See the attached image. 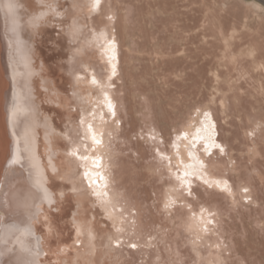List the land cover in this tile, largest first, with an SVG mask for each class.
I'll return each mask as SVG.
<instances>
[{
	"label": "bare ground",
	"instance_id": "bare-ground-1",
	"mask_svg": "<svg viewBox=\"0 0 264 264\" xmlns=\"http://www.w3.org/2000/svg\"><path fill=\"white\" fill-rule=\"evenodd\" d=\"M102 1L108 6L107 12L103 3L101 6ZM110 1L100 0L95 8L93 0L69 1L77 10L72 14L70 4L67 5L69 2L65 0H0V264H22L33 259L35 264H119L124 258L118 248L121 238L138 235L132 221L134 216L122 203L121 190L113 185L117 181L112 176L117 148L113 147L112 137L119 132V122L122 121L118 117L119 104L122 103L115 96L118 90L113 89L116 85L113 78L117 75L118 80L121 78L120 40L123 36L120 37L118 31L112 32L118 28L119 12ZM241 1L245 4L246 13L252 12L258 19L259 26L252 28L249 16H245L241 28L252 37L245 48L236 52L235 41L241 33L240 24L232 21L233 26L228 33L227 27L216 17L219 33L225 42L224 56H230L231 61L244 56L250 58L258 74H264V0ZM112 2L114 4V0ZM9 3L14 5L11 12L6 7ZM44 4H52L54 10H49ZM66 5L68 9L64 10ZM41 13H44L43 17L33 26L34 18L40 17ZM70 16H74V20ZM52 21H58L62 31L69 24V38L79 40L72 52L66 51L69 44L62 31L46 24ZM94 59L102 64L99 67L103 73L95 66ZM66 68L70 70L71 77L65 74ZM220 73H216L217 78ZM70 83L72 88H68ZM258 87L264 93V81H260ZM70 90L74 93L70 94ZM226 98L225 93L220 104L223 114L227 108ZM205 104L196 111V116H189L182 123L183 128L189 124L186 129L191 136L179 135L175 141L178 149L181 138L185 150L176 149L182 172L171 171L175 181L168 183L172 187L166 202L168 206L179 201L188 202L178 196L183 194L185 185L190 190L195 178L214 189H223L235 198L236 190L231 191L230 180L209 172L211 167L222 169L216 163L219 166L224 164V167L227 164L223 160L225 156L216 163L207 158L215 146L225 147L224 143L216 141V118L209 103ZM72 106L76 107L75 111ZM196 109L194 107L190 113ZM205 113L209 114L208 117ZM261 125L264 127L262 118L255 121L250 131L255 133L258 129L260 132ZM93 135L101 143H95ZM258 149L256 146L255 152ZM38 174L43 178V187L47 189L51 203L42 198V191L35 186ZM244 187L243 184L241 188ZM242 195V198L248 196ZM212 213L209 209L192 210L186 227L193 235L190 242L199 259L205 257L201 244L208 243L207 264H223L225 256L220 250L213 249L214 246L221 247L218 238H214V245L211 236L207 235ZM126 214H129L127 218ZM28 227L31 233L26 235L24 229ZM125 231L128 235L135 233L126 236Z\"/></svg>",
	"mask_w": 264,
	"mask_h": 264
},
{
	"label": "rangeland",
	"instance_id": "rangeland-1",
	"mask_svg": "<svg viewBox=\"0 0 264 264\" xmlns=\"http://www.w3.org/2000/svg\"><path fill=\"white\" fill-rule=\"evenodd\" d=\"M112 1L110 4L119 12V29L112 32L115 34L118 31L120 37L123 36L120 40L121 78L117 79L119 75L113 78V81L116 80L113 89L118 90L115 96L122 103L119 104L120 116L117 113L119 121L122 120L119 122L121 129L112 137L113 147L117 148L115 167H112V176L117 181L113 185L121 190L123 201L126 199L122 203L135 217L132 221L138 230V235L129 233L134 234L133 238H121L118 248L123 252L124 262L121 260L119 264L209 263L205 257L209 256L210 245L201 244V250L205 253L202 261L197 251L192 249L190 239L193 235L186 227L192 210L204 209L213 212L207 235L211 236L214 245V238H218L221 247L214 246L213 249L220 250L221 255L225 256V261L221 263L264 264V127L260 126V132L258 129L255 133L250 131L256 120L264 119V93L258 90L259 82L264 81V74H258L250 58L240 56L238 61H231L230 56H224L225 42L219 33L216 17L227 27L228 33L233 22L240 24L241 33L235 41L236 52L245 48L252 37L251 33L241 28L245 16H249L250 26L254 29L259 26L258 19L252 12L246 13L241 0H114V4ZM102 3L107 12V4L102 1L101 6ZM67 5L64 10L68 9ZM70 7L72 14H75L76 8L72 4ZM56 18L53 16V19ZM69 18L74 20V16ZM94 22L96 24L97 20ZM46 24L62 31L58 21ZM65 29L62 33L69 44L66 51L70 53L79 40L69 38V24ZM93 61L97 69L100 68V61ZM61 72H65V69H61ZM216 73H220V77L217 78ZM65 74L70 76L68 68ZM69 87L72 88L71 83ZM73 93L70 90V94ZM225 93L227 98L229 96L225 99L227 116L222 113L220 105ZM54 103L59 106V103ZM205 103H209L216 118V141L224 143L225 147L215 146L207 158L216 163L225 156L223 160L227 164L224 167V164L219 166L216 163L222 169L211 167L209 172L219 178H228L231 191L236 190L237 193L235 191L233 198L223 189H214L194 177L195 182L190 190L185 185L183 194L178 196L188 202L179 201L168 206L166 202L172 189L168 183L175 181L171 171L182 170L177 150H185L181 138L178 149L175 148V141L179 135L191 136L186 129L189 124L183 128L182 123L189 116H196V111ZM194 107L197 109L191 114ZM71 108L76 110L75 106ZM256 146L258 152H255ZM220 149H224L223 154ZM158 164L160 166H156ZM243 184L246 187L241 188ZM243 193L248 194L247 198L241 197ZM129 214H126V218ZM124 234L129 236L128 231ZM151 241L152 244H149ZM204 245H208L207 248ZM110 259L112 261L113 258Z\"/></svg>",
	"mask_w": 264,
	"mask_h": 264
},
{
	"label": "snow or ice",
	"instance_id": "snow-or-ice-1",
	"mask_svg": "<svg viewBox=\"0 0 264 264\" xmlns=\"http://www.w3.org/2000/svg\"><path fill=\"white\" fill-rule=\"evenodd\" d=\"M99 2H100V0H93V8H95L96 6H98L99 5ZM44 6L47 7L49 10H54L52 4H44ZM6 7L9 10V12L13 11V9H14V5L11 4V3H9L8 5H6ZM43 15H44V13H41L40 17L34 18L33 26H35V22L38 21L40 18H42ZM113 68H114V66H113ZM93 82L95 83V80H93ZM108 107H109V109L112 108L111 103L108 104ZM204 115H205V117H208L209 114L208 113H205ZM89 130H91V125H89ZM92 138H93V141L95 143H97V144L101 143V141L98 140L95 135H93ZM221 151H223V149H221ZM85 174L87 175V173H85ZM185 175H188V173L186 172ZM35 186L42 191V193H43V197L42 198L45 199V200H48L49 203H51V200H50V197H49V193L47 192V189L43 187V178L39 174L35 178ZM245 191H247V190L245 189ZM98 195H100V194L98 193ZM103 195H107V194L104 193ZM30 233H31V228L30 227L24 229V234L27 235V234H30ZM132 247H135V245H132ZM38 254L39 253L37 251L36 252V255H38ZM22 264H35V260L33 259L31 261H24V262H22Z\"/></svg>",
	"mask_w": 264,
	"mask_h": 264
}]
</instances>
